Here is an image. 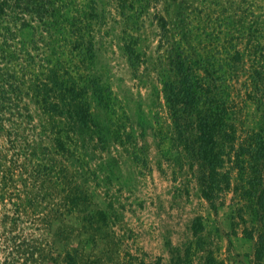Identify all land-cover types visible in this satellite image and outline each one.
I'll return each mask as SVG.
<instances>
[{"label": "trees", "instance_id": "16d2710c", "mask_svg": "<svg viewBox=\"0 0 264 264\" xmlns=\"http://www.w3.org/2000/svg\"><path fill=\"white\" fill-rule=\"evenodd\" d=\"M114 1L123 16L135 9L143 13L152 3ZM254 5L255 0L244 10L230 5L227 16L211 18L209 43L186 27L173 32L164 16L158 24L160 47L170 60L165 100L183 150L198 165L202 197L217 212L235 195L231 217L245 223L244 236L253 242L251 264H264V14L253 19ZM98 6V0H0V184L10 182L20 159L28 164L44 152L45 140L63 152L74 150L79 137L101 135L93 100L116 113V98L93 73ZM24 32L28 39L20 37ZM122 41L137 70V42L130 35ZM113 135L121 144L133 141L130 132ZM1 202L0 264H83L71 253L61 262L47 257L35 238L18 242L21 207L17 217L10 216L5 194ZM199 230L196 221L194 233Z\"/></svg>", "mask_w": 264, "mask_h": 264}, {"label": "rangeland", "instance_id": "374dc122", "mask_svg": "<svg viewBox=\"0 0 264 264\" xmlns=\"http://www.w3.org/2000/svg\"><path fill=\"white\" fill-rule=\"evenodd\" d=\"M98 1L93 73L116 98V113L93 100L101 135L79 137L74 150L63 152L45 140L48 148L38 157L28 164L20 159L10 182L0 184V214L5 194L10 216L21 207L18 242L35 238L47 257L60 262L71 253L83 264H251L253 242L244 236L245 223L230 214L235 195L212 210L201 194L198 165L175 134L163 90L169 53L160 47L158 20L164 16L173 32H201L209 43L211 18L227 16L230 5L244 10L252 0H152L143 13L135 9L127 16L114 0ZM254 6L252 18H263L264 0ZM127 35L137 42V70L123 50ZM118 129L132 133L131 145L116 141ZM9 157L16 161L15 154Z\"/></svg>", "mask_w": 264, "mask_h": 264}]
</instances>
